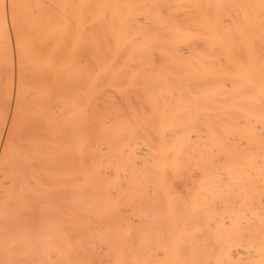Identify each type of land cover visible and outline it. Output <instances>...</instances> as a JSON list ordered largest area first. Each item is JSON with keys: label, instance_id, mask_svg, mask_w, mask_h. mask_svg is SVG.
I'll list each match as a JSON object with an SVG mask.
<instances>
[{"label": "bare ground", "instance_id": "obj_1", "mask_svg": "<svg viewBox=\"0 0 264 264\" xmlns=\"http://www.w3.org/2000/svg\"><path fill=\"white\" fill-rule=\"evenodd\" d=\"M0 264H264V0H0Z\"/></svg>", "mask_w": 264, "mask_h": 264}]
</instances>
